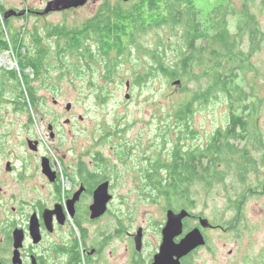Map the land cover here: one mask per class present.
Wrapping results in <instances>:
<instances>
[{
  "label": "flooded vegetation",
  "instance_id": "1",
  "mask_svg": "<svg viewBox=\"0 0 264 264\" xmlns=\"http://www.w3.org/2000/svg\"><path fill=\"white\" fill-rule=\"evenodd\" d=\"M91 1L94 3L97 0H88L78 8L48 13L44 10L36 14L44 17L50 14L73 13ZM99 1L102 2L98 11L83 20L79 24L81 27L74 32L82 34V59L88 65L93 60L97 62L98 58H102L106 66L112 67L133 49L141 52L139 39L142 34L148 32V11L129 12L127 9L136 4H147L149 0ZM179 1L182 2L181 8L184 11L188 8L185 3H194L193 12L204 20L215 18L218 9L226 10L225 7L214 5L204 14L197 6L200 0ZM213 1H219L224 6L230 5L227 13L222 11L227 22L228 18L237 17L232 14L231 6L236 4L234 8L238 12L243 9V5L257 2L209 0ZM0 5V26H3V22L17 16L6 17L10 11L7 12L1 3ZM110 7L116 10L108 9ZM118 9L122 11L118 12ZM11 11L22 13L18 17L22 18L29 10ZM103 19H108V26L98 27ZM57 26L48 30L56 31ZM205 26L206 24H203L202 28L205 29ZM1 29L0 45L5 42L12 49V54L7 50L3 52L17 57L18 68L25 67L24 73L29 74H24L28 83L25 84V96L38 99L31 81L34 78L39 79L42 73L47 72V66L62 64L63 56L59 59L60 54H57L56 47L55 59L51 60L52 51L43 45L46 54L42 61L37 58L21 59L26 56L37 57L35 50H25L26 45L19 32L6 31L4 27L2 31ZM72 30L73 28L67 27L60 32L69 33ZM94 31L98 32V36L94 35ZM231 33H236V22L234 32ZM68 37L73 41L72 37L75 36ZM51 38L58 41L55 34ZM104 38L105 43L102 42L105 41ZM93 45H97V49L92 48ZM67 47L66 44V49ZM107 47H110V51L104 55ZM6 57L8 58L7 54ZM33 62L41 64L42 69L37 71L32 66ZM8 63L6 62L7 65ZM3 70H6L7 77H13L15 85L18 84L16 79H22L23 75L20 74L17 78L13 68L2 69L0 66V72H4ZM6 82H0L4 87V90L0 87V95L4 94L3 97ZM140 82L138 79L137 84ZM127 83L129 86L130 83ZM12 90H15L14 86ZM23 93L24 91L22 95ZM57 103L53 99V104ZM71 108L65 107L68 116L64 123L66 125H69L74 117H70ZM189 109L191 112L186 115L187 120L193 111L192 108ZM32 123L33 119L30 118L25 129ZM57 124V119L47 121V133L40 138L18 141L0 139V264H155V257L160 253L168 212L183 216L180 233L173 239L174 245H178L194 230L201 233L204 241L201 246L178 259L179 264H204L203 261L199 262L203 256L213 264H264V212L258 214L263 220L252 224L250 219L258 217L255 213L256 206L248 205L249 200L253 199L258 205L264 206V169L261 168L264 167V140L257 125L247 124L246 130L250 129L252 133L237 131L236 139L214 141L212 138L203 150L197 148L184 151V139L181 137L180 161L184 163L190 160L189 164H192L194 169L181 170L177 174L179 181L176 183L173 182V173L166 172V186L161 182L164 187L163 194L157 188L154 190L163 202V216L150 221V225L141 227L136 224V194L140 193L148 199V168H144V172H137L134 166L133 171L128 172L132 186L125 190L126 194L122 193L121 164L129 163L127 160L131 156L127 149L115 148L121 141L89 140L84 146L83 154L73 156V147L67 146L64 140L57 139ZM186 130L190 136L195 134L190 127ZM111 136L116 137L113 133ZM106 141L115 143L114 147L111 146L114 150L113 157L102 153L105 146L103 143ZM236 142H244V145L240 147ZM217 144L230 148H224V155L220 158L213 154L202 155L207 147L212 148ZM210 152L212 153L213 149ZM254 152L259 157H256ZM136 173L140 174L139 182ZM229 178L232 183L227 185ZM202 182L206 185V192L214 190V194L211 193V217L199 210L197 191L193 188L195 184ZM174 184L176 187H173ZM100 189L103 193L99 197L97 194ZM150 199L154 200L151 196ZM102 207L104 212L100 216H93L92 209L100 210ZM152 229L158 245L156 249L148 252L146 248L151 244L148 245L147 241Z\"/></svg>",
  "mask_w": 264,
  "mask_h": 264
},
{
  "label": "rangeland",
  "instance_id": "2",
  "mask_svg": "<svg viewBox=\"0 0 264 264\" xmlns=\"http://www.w3.org/2000/svg\"><path fill=\"white\" fill-rule=\"evenodd\" d=\"M47 1L49 0H0L7 12L29 10L28 14L22 18L11 17L7 22H3L0 28L19 32L27 52L35 49L31 35H37L42 46L52 51L53 57H50L52 60L55 59L54 50L58 41L48 37L47 30L55 25H65L69 28L79 26L83 20L92 17L98 11L102 1L97 0L94 3L91 1L87 6L73 13L38 16L36 12H43ZM263 2L264 0H257L254 3L257 8L254 7L252 10L258 14L257 19L264 30ZM217 4H220L219 1L200 0L197 2V6L204 11V14ZM1 7L0 5V10ZM228 25L230 31L234 32L235 19L228 18ZM180 32L179 28L173 32L168 27L148 30L139 39L141 52L133 49L130 54L112 67L106 66L102 58H98L97 62L93 60L88 65L76 53L64 54L62 64L47 66L45 69L47 72L42 73L39 79L34 78L31 81V86L36 90L39 98L36 99V107L33 105L29 109L25 108L21 101L24 97L26 99L28 97L25 96V84H28L25 75L28 72L24 73V69L18 68L16 64L12 67L11 62L16 63L18 59L11 55L12 49L8 50L11 54L0 50V57L4 59L3 63L0 62L2 69L13 68L17 78L20 74L23 75L22 79H16L18 84L15 85L13 77H7L6 70H3L5 74L0 72V82L7 81L5 97H3L4 94L0 95V139L18 141L40 138L47 133V121L57 119L59 130L57 139L64 140L67 146L73 147V152H71L73 156L82 155L84 146L89 140H120L121 143L115 148L127 149L131 156L127 160L129 163L121 164L122 193L132 186L128 172L133 171L134 166L137 172L141 170L144 172V168H148V173H151L153 166L160 161H163L165 165L169 164L177 139L181 137L184 139V151L197 148L203 150L219 129L224 131L228 126L229 109L225 99L217 97L207 103L199 101L192 103L193 111L188 117V122L195 134L190 136L184 123L178 128L173 126V117L181 106L193 99L194 93L191 90L194 89L195 83L180 79L182 84L173 86V80L161 74L148 81L146 70L142 69L143 67L148 69V49H152L159 38L176 42ZM66 40L67 43H71V39ZM174 44L169 46L168 61L175 59ZM92 48L97 49V45H93ZM251 60L262 72L257 84L258 94L262 99L260 114L252 125H257L264 140V51L261 54H254ZM6 62H9V65ZM73 63L78 66V70H73L71 66ZM139 74L144 75L143 80L145 81L141 80L140 84H137ZM127 82L130 83L128 88ZM22 91H24L23 95ZM53 99L58 102L57 105L53 104ZM67 104H71L72 107L70 117L74 116L69 125L64 124L68 117L65 111ZM30 118L33 119V123L25 129ZM178 129H182L181 134L178 133ZM111 133L116 137L111 136ZM236 143L240 147L244 145V142ZM103 144L105 146L102 148V153L113 157L114 150L111 146L114 147L115 143L106 141ZM253 154L259 157L255 152ZM261 168L264 169L263 166ZM157 175L162 178L163 185L166 186L164 182L167 179L166 171L161 170ZM136 176L139 182L140 174L136 173ZM157 179L158 177L148 178V199L140 193L136 194V224L141 227L150 225V221L163 216V202L158 192L154 191L157 187ZM226 182L228 185L232 183V180L229 178ZM205 186L202 182V184H195L193 188L197 191L196 199L199 202V210L207 217H211L214 190L209 191L210 193L206 192ZM150 196L154 200L150 199ZM248 205L256 206L255 213L258 216L251 218V223L263 220L258 214L264 212V206L258 205L253 199L249 200ZM153 230L147 241L148 245L151 244L146 248L148 252L153 248L156 249L158 245ZM202 261L204 264H213L206 260L205 256L202 260L199 259V262Z\"/></svg>",
  "mask_w": 264,
  "mask_h": 264
},
{
  "label": "trees",
  "instance_id": "3",
  "mask_svg": "<svg viewBox=\"0 0 264 264\" xmlns=\"http://www.w3.org/2000/svg\"><path fill=\"white\" fill-rule=\"evenodd\" d=\"M185 4L188 8L184 11L181 8L182 2L179 0H149L147 4H136L127 9L129 12L148 11V30L168 27L171 31L175 32L177 28L181 29L180 34L176 35V42L159 38L154 47L148 49V69L146 67L142 68L143 71L144 69L146 70L148 81L153 80L161 74L173 81L180 80L181 78L182 80L195 83L194 89L191 90L194 93L193 99L181 106L173 117V126H176V128L184 123L185 127H188L186 129H189L186 115L191 112L189 108L192 107L194 101L207 103L211 99L223 97L229 109V127L224 131L219 129L213 140L225 141L228 138L236 139L237 136L235 134L237 131L251 134L252 131L250 129L246 130L245 126L256 122L260 114L259 109L262 102L257 89L258 79L262 76V72L259 67L255 66L251 58L254 54H261L264 51V30L257 19L258 14L252 10L254 7L257 8L256 4L255 6L254 3L245 4L243 5V9L238 12L234 8L235 5L231 6L232 14L237 16L235 19V34L229 31L227 18L222 12L225 11L227 13L230 5L217 4L218 7H225L226 10L218 9L215 18L204 20L197 13L193 12L195 8L194 3ZM263 4L264 2L262 3V7ZM108 9L116 10V8L112 7ZM117 11L120 12L122 10L118 9ZM107 22L108 19H103V22L98 27H107ZM203 24H206L205 29L202 28ZM80 27H74L69 32L71 34L60 32L61 29L67 28L64 25L57 26L56 31L54 29L47 31L48 37H52L55 34L58 38L56 50L57 54H60L59 59L66 53H76L82 59L83 55L80 46L82 34L74 32ZM93 33L98 36L97 31ZM31 36L37 57L28 58L26 56L21 57V59L33 60L37 58L39 61H42L46 54L45 48L42 46L39 38H37V35L33 34ZM68 36H75L72 37L73 41L71 43H67L65 40L70 38ZM104 39L103 43L106 42V38ZM74 40H76L75 43ZM172 43H175V59L168 61L167 57L170 56L168 49ZM197 43H199L198 46ZM66 44L71 48L67 47L66 49ZM0 50L8 51V44L4 42L3 45H0ZM109 51L110 47H107L104 55H107ZM20 55L18 51V56L20 57ZM34 63L32 66L37 71L42 69L41 64ZM71 66L73 70H78V66L75 63ZM24 68L22 67V69ZM137 79L142 80V82L145 81L143 80L144 75L141 74L137 76ZM1 89L4 90L2 84ZM21 101L23 102L22 105L27 109L29 107L32 108L33 105L34 107L37 105L36 100L33 98L27 97L26 99L24 97ZM237 127L240 129H237ZM178 131L181 134L182 129H178ZM179 140L177 139L173 148L171 162L165 165L163 161H160L153 166V172L148 173V178L156 179L158 177L156 188L162 194V188H164L161 185L162 178L157 175L161 170L173 173V182L176 183L179 181L177 174L181 170L188 171L194 169V166L189 164L190 160L181 163ZM224 148L229 149L230 147L223 144L213 145L212 148L207 147L202 155L213 154L220 158L221 155H224ZM211 149H213L212 153L210 152ZM173 187H176V184Z\"/></svg>",
  "mask_w": 264,
  "mask_h": 264
},
{
  "label": "water",
  "instance_id": "4",
  "mask_svg": "<svg viewBox=\"0 0 264 264\" xmlns=\"http://www.w3.org/2000/svg\"><path fill=\"white\" fill-rule=\"evenodd\" d=\"M87 1L88 0H52L47 3L45 12H59L72 8H78L85 5ZM13 15L20 17L22 13L17 14L14 11H10L7 13L6 17H11ZM172 85L179 86L181 85V81L174 80L172 82ZM128 97L129 96L127 95L126 98L128 99ZM70 107L71 104H67L66 109H69ZM49 129H51V127ZM45 171L47 172V169H45ZM102 193L103 190L100 189L99 194L97 195H99L100 197ZM103 212L104 207H102V209L100 210H98V208L92 209V214L95 217L100 216ZM182 218V215L168 212L166 225L163 230V240L160 246V253L155 257V264H179L178 259L189 253L197 246H201L204 243L201 233L197 230H194L189 233L178 245L173 244L174 237H176L180 233ZM205 224H207L206 221ZM174 257H176V259Z\"/></svg>",
  "mask_w": 264,
  "mask_h": 264
},
{
  "label": "bare ground",
  "instance_id": "5",
  "mask_svg": "<svg viewBox=\"0 0 264 264\" xmlns=\"http://www.w3.org/2000/svg\"><path fill=\"white\" fill-rule=\"evenodd\" d=\"M253 21V20H252ZM35 38V37H34ZM260 46V45H259ZM163 48V47H162ZM5 58V57H4ZM224 58V57H223ZM71 59V58H70ZM0 62L3 63L4 59L0 57ZM234 63V62H233ZM48 65V64H47ZM181 79V78H180ZM207 80V79H206ZM103 86V85H102Z\"/></svg>",
  "mask_w": 264,
  "mask_h": 264
},
{
  "label": "built area",
  "instance_id": "6",
  "mask_svg": "<svg viewBox=\"0 0 264 264\" xmlns=\"http://www.w3.org/2000/svg\"><path fill=\"white\" fill-rule=\"evenodd\" d=\"M11 63H13L12 67H13V66H15V64H16V63H15V62H13V61H12Z\"/></svg>",
  "mask_w": 264,
  "mask_h": 264
}]
</instances>
